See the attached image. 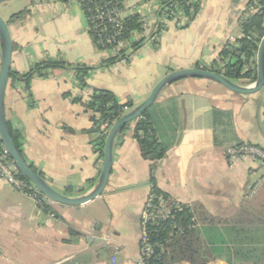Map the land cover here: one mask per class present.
<instances>
[{
    "label": "crops",
    "instance_id": "0c3cea01",
    "mask_svg": "<svg viewBox=\"0 0 264 264\" xmlns=\"http://www.w3.org/2000/svg\"><path fill=\"white\" fill-rule=\"evenodd\" d=\"M248 4L205 0L186 29L169 22L159 43L147 42L130 63L92 71L85 90L70 70L34 78L29 91L23 83L8 84L6 120L22 135L28 162L58 193L84 195L88 181L97 183L103 159L92 146L90 114L75 99L87 102L93 90L106 89L136 107L170 72L210 69L225 45L242 37ZM156 6V0H125L124 17L140 13L153 26ZM26 10L23 20L11 22L14 14L8 19L12 70L25 74L47 57L98 67L110 57L95 47L76 0H36ZM215 111L230 118L219 115L216 121ZM150 114L168 147L155 186L189 206L204 234L213 228L217 252L210 264L264 262V184L250 197L255 183L264 179V164L232 165L227 158L228 149L240 143L264 149V90L245 96L213 81L182 80L162 92ZM152 187L150 163L141 156L133 126L115 143L104 193L87 205L51 202L52 217L32 197L0 181V264H138L141 217ZM106 251L109 260H98Z\"/></svg>",
    "mask_w": 264,
    "mask_h": 264
},
{
    "label": "trees",
    "instance_id": "16d2710c",
    "mask_svg": "<svg viewBox=\"0 0 264 264\" xmlns=\"http://www.w3.org/2000/svg\"><path fill=\"white\" fill-rule=\"evenodd\" d=\"M91 1V0H90ZM160 8L155 16L157 23L146 35L149 28H146V20L140 13H135L124 19V28L122 34L118 37L124 42L125 47L120 49L117 53L110 55L98 67H88L86 65L77 64L71 65L63 58L47 57L45 60L33 65L30 70L21 74L15 70H11L9 77V84L15 87L17 83H23L26 90L29 91L31 82L34 78L47 79L57 71H73L76 77L77 86L81 90H85L87 85V78L92 71L98 69H108L118 63H130L133 56H135L147 42H153L157 36L166 30L162 21L169 18L170 12L175 6H178L179 22L177 26L180 29H186L198 16L201 11L202 4L205 0H156ZM99 4L108 3L113 6L125 10V0H92ZM254 0H249L248 7L253 4ZM258 11L256 13L245 11L241 18L242 37L235 42H229L225 45L215 61L211 70L215 73L222 74L229 81L243 86H251L257 80L256 56L259 44L264 37V0H258L256 5ZM177 11V12H178ZM181 12V13H180ZM29 14L28 10H23L14 14L12 21L23 20ZM87 17L88 26L91 25L89 16ZM182 17L185 18L184 23H180ZM91 39L97 50L112 52L115 45L101 48L97 45V37L93 32H89ZM137 36L140 38L138 39ZM84 107L86 113L90 114L92 121V128L89 133L94 136L92 146L95 154L99 159L104 157L105 141L108 135V129L113 126L119 119H121L128 111L134 108L131 101L121 102L118 97L111 91L106 89H95L92 92L89 100L83 102L81 99H75ZM224 118L230 115L227 113L215 111V120L218 121L220 117ZM8 123V122H7ZM133 126L134 137L139 145L141 156L144 160L150 163L151 182L153 184V193L157 196L170 197L155 186V172L159 167L160 162L166 157L168 147L163 144L159 137L152 120L150 110H148L141 118L134 123L127 125L119 135L121 139L126 132ZM9 133L22 157L28 162L24 153V139L22 135L14 131L8 124ZM243 143L238 144L241 146ZM263 149V148H262ZM264 150V149H263ZM5 152L3 144L0 142V159L2 160ZM5 162V160H3ZM29 163V162H28ZM30 164V163H29ZM31 168L44 177L33 164ZM17 177L26 183L27 191L36 193L38 199L41 201L39 209L46 214L56 216L52 208L51 202L46 201L45 197L34 187V185L21 173ZM96 184V180L87 182V187L81 190V194L89 192ZM173 219L161 222L159 225L151 226L150 243L154 246V254L147 261L148 264H210L215 261L216 248L213 247V239L211 236L204 237L200 226H193L191 208L185 205L182 211H173ZM200 220L202 217L200 216ZM177 225L180 230H174L173 226ZM211 228H207L205 232ZM72 237H80V234L71 231ZM210 240H208V239ZM74 242V241H73ZM71 241V243H73ZM264 264V262L260 263Z\"/></svg>",
    "mask_w": 264,
    "mask_h": 264
},
{
    "label": "water",
    "instance_id": "95a60500",
    "mask_svg": "<svg viewBox=\"0 0 264 264\" xmlns=\"http://www.w3.org/2000/svg\"><path fill=\"white\" fill-rule=\"evenodd\" d=\"M13 0H0V6ZM0 49H1V69H0V142L14 161L19 172L26 177L34 187L45 197L46 201L58 203L69 207H81L98 199L105 191L114 164L115 143L127 125L134 123L150 110L157 102L162 92L170 85L187 79H202L216 82L229 91L239 95H253L264 90V37L262 38L257 56V80L251 86H240L229 81L222 74L215 73L208 69L193 68L172 71L167 74L152 90L149 97L140 105L128 111L110 129L104 149L103 167L99 179L93 189L78 197H68L54 190L44 177L31 168L30 164L22 157L18 151L8 129L5 116V95L9 84V77L12 70L13 61V41L8 22L0 16Z\"/></svg>",
    "mask_w": 264,
    "mask_h": 264
},
{
    "label": "built area",
    "instance_id": "2783aa9c",
    "mask_svg": "<svg viewBox=\"0 0 264 264\" xmlns=\"http://www.w3.org/2000/svg\"><path fill=\"white\" fill-rule=\"evenodd\" d=\"M73 1V0H70ZM82 7L86 16H89V20L91 25L88 26V33L91 31L96 34L97 37V45L101 48H106L107 46H112L116 44V47L113 48L112 52H107L110 55L117 53L120 49L125 47L124 42L119 40V36L122 34L124 28V11L117 6H113L108 3H96L92 2V0H76ZM258 0H254L253 4L249 9V12L256 13L258 9L256 5ZM160 8V5L157 3L156 12ZM178 6H175L174 9L170 12L169 18L172 22H179L178 16ZM181 13V12H180ZM146 20V19H145ZM146 22V28H151L156 25L157 20L153 26L148 25ZM171 22L168 19L163 20L162 23L164 27L167 28V24ZM185 18L182 17L180 23H184ZM152 29V28H151ZM164 31H162L163 33ZM162 35V34H161ZM161 35L157 36V38L153 41V43L158 44L160 41ZM139 39L140 37L137 36ZM106 52V51H105ZM125 63V62H123ZM75 77V74H74ZM76 79V77H75ZM111 126L108 129V133ZM227 158L230 164L235 165L240 162H252V163H262L264 164V150L261 147L251 145V144H243L241 146H233L227 151ZM5 160V162L3 161ZM19 170L15 166L14 161L11 159L8 152L5 150L2 160L0 159V181H6L13 188L17 189L25 193L26 195L32 197L39 207L41 201L38 199L36 193H31L27 191L26 183L17 177L19 174ZM45 178V177H44ZM264 184V179H259L255 185L253 186L250 197L255 195L260 187ZM185 205L182 204L177 199L172 197H164L157 196L153 193V187L151 188V193L146 201L144 206L142 217H141V237H140V258L138 264H148L147 261L154 254V246L150 243L151 238V226L159 225L163 221H167L169 219H173L172 215L173 211H182ZM189 207V206H188ZM191 213L193 211L191 209ZM54 217V215H50ZM193 226H200L196 216L193 214L192 218ZM174 230H180L177 225L173 226ZM114 261V260H113ZM188 264V263H183Z\"/></svg>",
    "mask_w": 264,
    "mask_h": 264
},
{
    "label": "rangeland",
    "instance_id": "374dc122",
    "mask_svg": "<svg viewBox=\"0 0 264 264\" xmlns=\"http://www.w3.org/2000/svg\"><path fill=\"white\" fill-rule=\"evenodd\" d=\"M36 0H13L11 2L4 3L0 6V16L8 22V19L16 13H19L20 11H23L26 9L28 6L32 5ZM208 231H211L212 233H206L207 235L204 234L202 231L203 237L206 236H212L211 238L213 239V228L209 229ZM208 239V238H207ZM210 240V239H208ZM110 258V253L103 252L101 254V257L98 260H106L108 261Z\"/></svg>",
    "mask_w": 264,
    "mask_h": 264
}]
</instances>
